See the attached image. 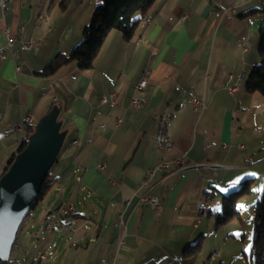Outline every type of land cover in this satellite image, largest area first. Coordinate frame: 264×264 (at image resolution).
I'll use <instances>...</instances> for the list:
<instances>
[{
	"label": "crops",
	"instance_id": "1",
	"mask_svg": "<svg viewBox=\"0 0 264 264\" xmlns=\"http://www.w3.org/2000/svg\"><path fill=\"white\" fill-rule=\"evenodd\" d=\"M59 2L12 0L0 8V175L19 146L11 125L24 115L32 122L23 139L53 105L67 130L50 172L61 197L46 200L38 215L46 223L54 212L51 244L28 221L9 259L26 264L36 247L49 256L36 264H233L241 257L242 229L232 233L216 217L222 195L256 179L264 162L263 141L252 133L259 117L252 101L263 108L264 101L243 87L259 61L264 0H155L134 14L130 39L109 32L90 68L71 61L42 75L56 54L79 42L95 6ZM19 40L30 47L21 49ZM145 69L146 86L134 90ZM109 92L115 102L101 103ZM192 92L204 101L200 111L192 108ZM133 97L144 102L134 107ZM164 111L173 140L166 151L154 142ZM146 169L154 171L141 187ZM143 192L157 197L159 207L139 202ZM67 201L72 214L60 211ZM72 218V230L60 228ZM197 242L200 250L188 252ZM213 251L219 256L211 257Z\"/></svg>",
	"mask_w": 264,
	"mask_h": 264
},
{
	"label": "trees",
	"instance_id": "2",
	"mask_svg": "<svg viewBox=\"0 0 264 264\" xmlns=\"http://www.w3.org/2000/svg\"><path fill=\"white\" fill-rule=\"evenodd\" d=\"M154 1L155 0H98L92 10L89 22L83 27L82 38L79 42L68 54H56L46 65L41 74L51 75L61 66L71 61H74L80 69L90 68L93 59L103 45L109 32L112 30H118L122 33L125 40L130 39L137 22V20L133 18L134 14L136 12L145 13ZM65 2L66 0H60L59 5L61 8L65 6ZM252 11L253 10H249L244 14ZM258 34L259 41L257 52L260 62L258 61L255 63L246 74L243 87L247 92L258 91L264 96V19L258 29ZM26 139L23 144L20 145L18 150L25 145ZM12 159L13 156L10 158L9 162H11ZM252 180L253 178L251 177L245 178L239 183L237 186L238 188L236 187L222 195L221 211L216 217L217 226L224 225L234 219H239V212L235 206V202L239 196L250 191ZM52 184L53 178L48 171L38 194L31 202L30 210L26 217L31 210L36 209L38 204L48 193ZM68 214L72 213L70 212ZM252 219L253 236L250 244V254H254V264H264V187L259 198L255 201L254 210L252 211ZM20 228L21 227H19L18 231ZM242 236L243 233H241V237ZM199 250L200 242H197L188 252L193 253ZM242 253L244 254V251H242Z\"/></svg>",
	"mask_w": 264,
	"mask_h": 264
},
{
	"label": "water",
	"instance_id": "3",
	"mask_svg": "<svg viewBox=\"0 0 264 264\" xmlns=\"http://www.w3.org/2000/svg\"><path fill=\"white\" fill-rule=\"evenodd\" d=\"M58 113L53 105L40 118L0 175L1 261L9 259L18 229L64 142L67 130L61 129Z\"/></svg>",
	"mask_w": 264,
	"mask_h": 264
},
{
	"label": "built area",
	"instance_id": "4",
	"mask_svg": "<svg viewBox=\"0 0 264 264\" xmlns=\"http://www.w3.org/2000/svg\"><path fill=\"white\" fill-rule=\"evenodd\" d=\"M11 1L12 0H0L1 10L3 11L5 6ZM6 35H7L6 36L7 45L12 47L14 41L8 35L7 29H6ZM30 45H31V43L28 41L19 40V46L21 49L29 48ZM4 57H5L4 52L0 51V58H4ZM149 73H150L149 69H145L143 71L141 78L134 85V90H140L141 88L146 86V84H147L146 77H147V75H149ZM243 75H244V71L241 70L237 74V78L242 79ZM231 76L232 75H230V77ZM235 90H236L235 85H231L228 87V91L230 93H234ZM99 100L101 103H114L115 102V94L113 92L103 94L99 97ZM190 101L192 104V108L194 110L200 111L204 108V101H203L202 97L197 96L193 92L190 95ZM143 102H144V98H141V97H133L130 99V104L134 107H139L140 105H142ZM169 119H170L169 113L164 111V112L160 113L159 121L157 122V129H156V133L154 136V142H155V145L162 151H166V150L170 149L173 145V140L168 135V131H167ZM31 122H32V116H31V114L28 113L21 118L20 122L13 123L11 125L13 128L18 130L20 133V140H19V146L18 147H20V145L23 144L24 132L31 125ZM239 147H242V145L240 144ZM174 162L175 163H181V160L178 159V160H175ZM165 165H167V163L164 162V163H161L159 166H165ZM98 168L102 169L103 164H99ZM153 171H154L153 169H146L145 170V179L143 180V183H141V187L147 186V181L149 180V177L153 174ZM137 198H138V201L141 203H147L153 207H159V199L157 197H155L154 195L148 193V192H143V193L139 194ZM71 209H72V205L69 201H67L66 203L63 204L60 211L64 214H67ZM74 222H75V219L72 218L69 221H67L66 223H64L60 228H62L64 230H72ZM51 230H53V223L46 222L44 224V231H46V233H49ZM217 256H219V252L213 251L212 257H217ZM48 258H49L48 254L44 253V251H35V249H34L33 254L30 257V260L26 264H36L39 260H49ZM0 264H20V263L8 259L6 261L0 260ZM175 264H177V263L175 262ZM220 264H222V263H220Z\"/></svg>",
	"mask_w": 264,
	"mask_h": 264
},
{
	"label": "rangeland",
	"instance_id": "5",
	"mask_svg": "<svg viewBox=\"0 0 264 264\" xmlns=\"http://www.w3.org/2000/svg\"><path fill=\"white\" fill-rule=\"evenodd\" d=\"M95 4H96V0H93V4L92 5H95ZM243 77H244V75H243ZM255 93H256V95H259V97H262L260 99H262V101H264V96H262V94H260L258 91H255ZM231 94H233V93H231ZM252 103H253L254 107L257 108V111H258L257 115L259 116L258 120H257V124H258L257 125V129H255V131L252 132L254 134L253 140L255 142H262L263 141L262 145L264 147V108L262 107L263 105H261V103H259L255 99H253ZM250 137H251V135H250ZM15 153H14V155H15ZM53 165H55V163H53ZM53 165L50 167L49 172H52V170L54 168ZM258 169L259 170H257L255 168V170L258 172L257 173L255 171V174H256L257 178L256 179L254 178L251 181L250 191L248 193H245V194H242L241 196H239V198H237V200L235 202V206H236V208H237V210L239 212V219L238 220L234 219V220H232V221H230V222H228V223H226L225 225L222 226V227H224V226L227 225L228 230H230L232 233H237V234H238V228L242 229V233H243V236H242L243 238L242 239H243L244 243H243L242 249H241V257L238 258V255L236 254L235 255L236 259L233 258V264H254V254H250V244H251L252 236H253L252 211L254 210L255 201L259 198V196L261 194V191H262V189L264 187V162H263L262 166L258 167ZM60 197H61V195L57 194L55 192L54 187H51V189L48 191L47 195L38 204L36 209L31 210L29 215L23 219V222L21 223V226H20L21 228L18 231L17 235L23 233L22 230L24 228L25 229L28 228V227H26V223L28 221L31 222L33 220L34 221L33 224H35L36 226H38L39 228L42 229L41 238H43V241H44V239H46V236H47L46 231H44L45 221L44 222L40 221V219H38L39 218L38 215L41 213L42 207L45 205V201L46 200L50 199L49 203L51 204V202H53L54 198H58L59 199ZM63 197L65 198L66 196H63ZM53 213H50L48 215V218H49L48 220H51L49 222H52V223L54 221L51 218ZM27 225H28V223H27ZM54 229H55V227H54ZM53 230H51V231L54 232L55 230L54 231ZM238 237H239V235H238ZM238 237H237V239H238ZM46 240H47V243L49 244L50 243L49 238L46 239ZM43 241H41V243ZM229 241H231V242H227V245L229 243H232L233 240L229 239ZM34 249L36 250V247ZM230 251L233 252V249H230ZM242 251H244V254H242ZM211 257H212V253H211ZM178 262H180V261H177L176 263L178 264Z\"/></svg>",
	"mask_w": 264,
	"mask_h": 264
},
{
	"label": "bare ground",
	"instance_id": "6",
	"mask_svg": "<svg viewBox=\"0 0 264 264\" xmlns=\"http://www.w3.org/2000/svg\"><path fill=\"white\" fill-rule=\"evenodd\" d=\"M158 121H159V117H158ZM178 264H181L180 262H178Z\"/></svg>",
	"mask_w": 264,
	"mask_h": 264
},
{
	"label": "snow or ice",
	"instance_id": "7",
	"mask_svg": "<svg viewBox=\"0 0 264 264\" xmlns=\"http://www.w3.org/2000/svg\"><path fill=\"white\" fill-rule=\"evenodd\" d=\"M251 247V246H250Z\"/></svg>",
	"mask_w": 264,
	"mask_h": 264
}]
</instances>
